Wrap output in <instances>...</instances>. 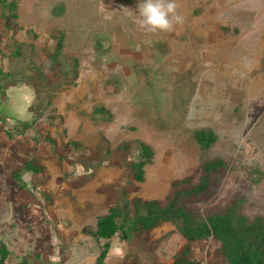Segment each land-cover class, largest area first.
Returning <instances> with one entry per match:
<instances>
[{
	"label": "rangeland",
	"instance_id": "rangeland-1",
	"mask_svg": "<svg viewBox=\"0 0 264 264\" xmlns=\"http://www.w3.org/2000/svg\"><path fill=\"white\" fill-rule=\"evenodd\" d=\"M3 1L16 5L10 28ZM140 2L0 0V246L11 264L172 262L186 241L170 223L116 236L98 262L97 220L133 182L127 142L153 151L129 201H164L172 182L222 160L212 195L187 206L205 215L241 200L243 215L264 219V0H175L182 22L168 32L140 27ZM198 130L216 136L209 148ZM30 159L45 173L20 189L13 174ZM219 247L196 242L192 260L224 264Z\"/></svg>",
	"mask_w": 264,
	"mask_h": 264
},
{
	"label": "trees",
	"instance_id": "trees-1",
	"mask_svg": "<svg viewBox=\"0 0 264 264\" xmlns=\"http://www.w3.org/2000/svg\"><path fill=\"white\" fill-rule=\"evenodd\" d=\"M15 2L3 1L2 9L5 25L10 28V19L16 17ZM1 75V69H0ZM4 95V91H2ZM95 114L108 115L105 109H95ZM24 128L30 127L23 123ZM196 143L203 149L209 148L216 140L214 133L208 130H198L194 133ZM53 144L48 135L42 137ZM125 152H132L135 160L128 166L133 182L123 185L119 190V197L109 208L108 213L99 217L94 236L105 241L98 262L105 260L110 242L119 236L121 240H139L164 223L172 224L186 243L176 252L170 264H198L192 260V245L207 239H213L219 244L218 253L224 264H264V219L254 217L249 219L241 213V200H235L224 210L210 214H201L190 209L188 203H198L209 198L213 192L212 174H220L225 169L222 160L204 163L198 170V178L194 176L175 180L171 184V191L164 201H144L128 196L138 190L139 184L144 182V167L153 158V151L142 141L127 142L120 145ZM44 174L45 169L36 160H27L22 168L13 174V179L19 188H25L22 177L25 174ZM10 252L5 245L0 246V264L9 262ZM16 264H27L25 260Z\"/></svg>",
	"mask_w": 264,
	"mask_h": 264
},
{
	"label": "clouds",
	"instance_id": "clouds-1",
	"mask_svg": "<svg viewBox=\"0 0 264 264\" xmlns=\"http://www.w3.org/2000/svg\"><path fill=\"white\" fill-rule=\"evenodd\" d=\"M138 13L140 27L151 32H168L182 22L175 0H141Z\"/></svg>",
	"mask_w": 264,
	"mask_h": 264
},
{
	"label": "water",
	"instance_id": "water-1",
	"mask_svg": "<svg viewBox=\"0 0 264 264\" xmlns=\"http://www.w3.org/2000/svg\"><path fill=\"white\" fill-rule=\"evenodd\" d=\"M26 263L27 264H49L46 261H42L40 259H37L34 256H27L26 257Z\"/></svg>",
	"mask_w": 264,
	"mask_h": 264
},
{
	"label": "crops",
	"instance_id": "crops-1",
	"mask_svg": "<svg viewBox=\"0 0 264 264\" xmlns=\"http://www.w3.org/2000/svg\"><path fill=\"white\" fill-rule=\"evenodd\" d=\"M225 4H223L224 7H228L227 9L231 8H235L238 0H224ZM238 8H240V6H238Z\"/></svg>",
	"mask_w": 264,
	"mask_h": 264
}]
</instances>
